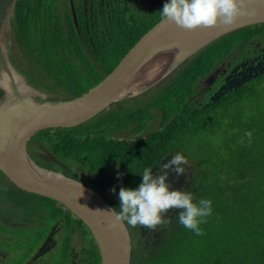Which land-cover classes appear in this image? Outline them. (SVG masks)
Returning a JSON list of instances; mask_svg holds the SVG:
<instances>
[{
  "label": "trees",
  "instance_id": "16d2710c",
  "mask_svg": "<svg viewBox=\"0 0 264 264\" xmlns=\"http://www.w3.org/2000/svg\"><path fill=\"white\" fill-rule=\"evenodd\" d=\"M54 17L60 18L52 3L19 0L12 20L24 59L27 55L35 61L38 74L48 81L47 87L53 83L66 94V98H48L50 102L72 100L99 84L160 21L159 16L138 30L120 24L111 32L106 49L89 56L72 24L67 25L70 33L66 36L61 26L54 24ZM263 26L237 30L229 42L243 36L242 46H247L257 32L255 28ZM220 42L187 60L157 91L139 100L114 103L78 127L38 134L41 141L37 143L61 165L38 155L36 164L81 183L100 168L116 164L119 181L135 189L142 182L143 168L159 166L162 156L180 153L186 157L192 171L190 192L196 200L212 201L213 213L201 225L204 234L195 235L176 216L152 250L142 245L140 252L133 250L131 264H264V86L254 84L261 81L255 80L211 105H192L188 100L198 93V81L214 71V63L230 53L219 52L226 44ZM79 62L83 67L77 65ZM81 78L95 81L83 84ZM159 92L164 94L159 96ZM154 119L161 126L145 132ZM247 131L253 134L251 143L244 135ZM116 203L114 208L119 211L120 202ZM80 226L85 227L89 242L83 239L81 263L101 264L90 230L82 221Z\"/></svg>",
  "mask_w": 264,
  "mask_h": 264
},
{
  "label": "water",
  "instance_id": "95a60500",
  "mask_svg": "<svg viewBox=\"0 0 264 264\" xmlns=\"http://www.w3.org/2000/svg\"><path fill=\"white\" fill-rule=\"evenodd\" d=\"M18 0H0V66H9L29 88L30 96L22 90L20 94L14 75L9 72L12 92L0 85L11 98L12 104L5 110L0 106V171L17 190L44 201H50L68 208L90 230L101 255V264H131L133 243L126 223L117 222L110 227L113 217L107 212L114 209L99 193L85 184L66 177L61 173L46 170L32 159L29 147L38 134L48 130L78 127L102 113L112 104L123 99L134 98L164 81L172 72L184 64L200 50L214 41L246 27L264 24V0H249L251 16L240 17L234 24L217 23L207 28L184 30L169 21L161 20L146 32L122 58L117 67L99 84L83 95L69 101H41L40 96L26 84L10 63L2 44V36L11 25ZM170 61V62H169ZM162 68L158 75L157 68ZM153 71L150 74V71ZM146 79L135 91L132 86ZM216 75L208 79L215 80ZM256 77L250 73L243 76L245 83ZM228 84L224 86L227 87ZM234 84L230 88H238ZM36 94L40 100L32 98ZM6 98V97H5ZM3 114L7 116L2 117ZM39 158L61 165L51 153H39ZM33 166L30 169L26 163ZM38 171H36V169ZM41 173V174H40Z\"/></svg>",
  "mask_w": 264,
  "mask_h": 264
},
{
  "label": "flooded vegetation",
  "instance_id": "af4514ba",
  "mask_svg": "<svg viewBox=\"0 0 264 264\" xmlns=\"http://www.w3.org/2000/svg\"><path fill=\"white\" fill-rule=\"evenodd\" d=\"M42 1L51 2L52 4L55 2L54 6L60 18L57 19L54 17V24H59L62 32L68 36L70 30L67 28V25L71 23L79 43L82 44L83 51L88 55L106 49L107 44L110 42L109 36L113 32L114 27L120 24L124 27H131L133 30L145 27L147 24L159 18V12L163 9V5L168 2V0ZM65 7L67 8L65 9ZM12 19L10 28L14 33ZM159 20L161 19L159 18ZM255 30L257 31L256 34L249 40L247 46H241L234 52L229 53L223 60L215 64L212 73L198 81L196 85L198 93L188 99L193 102L192 105H203L204 103L211 105L214 101L217 102L227 95L251 85L255 80L264 76V28H255ZM231 34L223 37L224 40L222 42L225 43ZM67 51L70 52L68 48ZM11 56H13V52ZM92 63L93 65H97L96 62ZM82 64L80 62L77 63V65L83 67ZM177 70L178 68L170 75L175 74ZM250 73L255 74L256 77L250 79L248 82L242 83L241 78L250 75ZM213 75H216L215 80L208 83V79ZM226 84L228 85L224 88ZM234 84H240L241 86L238 88H230ZM154 121L157 122L156 119ZM160 126V124H156L151 130L149 129L145 132L154 131ZM34 144L32 143L30 147ZM36 144L37 150L35 152L37 155L38 153H50L40 144ZM172 156L171 154L162 156L159 166L156 165L153 167V174L158 173L160 167L171 160ZM104 170H107V172L103 173ZM119 170L116 164L110 167H102L96 175L87 177V182L84 181L82 183L94 191L102 189L107 180H110L111 184L116 185ZM168 171L169 175L166 183L170 185V190L190 191L192 171L188 165L185 166L184 173L180 175H177L171 169ZM0 175L5 179L7 185L16 192L24 196L27 195L14 188L1 171ZM12 189L9 190V193L13 195ZM99 194L112 207L117 204L112 200L111 196ZM29 197L36 198L30 195ZM4 198H9V194H6ZM27 202L23 201V197L15 204L13 202V205L18 206V211L15 213L16 217L0 213V264H4L5 262L7 264L14 257L8 246H16L23 240H28L32 246L18 257L17 264H82V241L87 234L85 227H79V221L81 220L63 205L43 200L39 201L37 205L31 204L27 206L25 205ZM117 202L119 203V201ZM179 211V209H170L165 214L168 223L158 225L155 228H148L143 225L130 227L129 231L132 243L135 241L134 248L136 249V247L142 245L144 249L150 251L154 246H157L159 242L158 238L160 240L163 239L162 235L165 233L168 224L174 220L179 214ZM78 242L81 243L80 249H78ZM146 254L144 252V255Z\"/></svg>",
  "mask_w": 264,
  "mask_h": 264
},
{
  "label": "clouds",
  "instance_id": "9594fccd",
  "mask_svg": "<svg viewBox=\"0 0 264 264\" xmlns=\"http://www.w3.org/2000/svg\"><path fill=\"white\" fill-rule=\"evenodd\" d=\"M159 13L162 23L171 21L190 31L212 27L217 23L232 25L240 17L254 15L255 10L250 9L249 0H168ZM244 135L251 143L252 132L247 131ZM243 142L241 139L240 143ZM187 163L186 157L177 153L156 174H153L152 167L143 168L140 173L142 182L137 188H120L119 211H107L113 217L110 227H115L117 222H126L131 227L143 225L155 228L168 223L165 214L170 209H179V223L195 235L202 236L204 232L201 225L213 213L212 201L206 198L196 200L190 191L170 190V185L166 183L168 170L171 169L177 175L183 174ZM3 190L6 192L7 188ZM112 191L115 192V188Z\"/></svg>",
  "mask_w": 264,
  "mask_h": 264
},
{
  "label": "rangeland",
  "instance_id": "374dc122",
  "mask_svg": "<svg viewBox=\"0 0 264 264\" xmlns=\"http://www.w3.org/2000/svg\"><path fill=\"white\" fill-rule=\"evenodd\" d=\"M52 2H54V1H52ZM46 3H51V2H46ZM54 4H55V2H54ZM66 8L67 7H65V9ZM12 18H13V16H11V19ZM14 18H15V15H14ZM263 28H264V26H263ZM231 38L232 37H230L229 39H231ZM242 38H243V36H237L236 38L233 37V39L230 42L228 39L226 41V44H225V49L220 50L219 52H223L222 55H224L226 53V50H229L230 53L234 52L236 49H238L240 46H242V43H241ZM222 40H224V38L221 39L220 44L222 43ZM216 41H218V40H216ZM216 41H214V42H216ZM2 44L4 46V49L6 50V55L9 59L10 63L17 69L16 71L19 73V75H21L24 78V81H26V84L29 87H31L32 90H34L36 93H38L40 96L44 97V98L42 97L43 98L42 99V98H39L36 94L35 95L32 94L31 95L32 98L36 99L39 102H40V100H38V99H42L41 101H43V100L47 101L48 98L49 99L57 98V97L58 98H60V97L66 98L65 92L59 91L61 89H59V87H56L53 83L51 84V87L49 85H48V87L45 85V82L47 83L48 81L44 77H42L38 74V70L35 66V61L30 59L27 55H25V59H24V57L22 55V51L19 49V47L16 44L15 36H14V33L12 32L11 28H9L8 34L6 32L3 34ZM212 47L213 46L204 49L203 52L210 50L209 48H212ZM12 52H13V56H11ZM218 61H219V59H218ZM218 61H216V63H214V64H217ZM260 80H261L260 82H254V84L259 83L260 85L264 86V76L262 78H260ZM93 81H95L94 78H90V79L81 78L80 79V83H83V84H87V83L92 84ZM161 83L150 88L149 90L142 92L139 96H136L137 97L136 99L139 100L140 99L139 97H141L142 95H144L146 93L151 94V93L157 91L158 89H160ZM163 94H164V92H159V96H161ZM8 98H10V96L5 91H3L2 88H0V106L3 103H5ZM62 100H68V99H62ZM247 106H249V105L247 104ZM246 110L250 111V107L246 108ZM154 111H156V110H154ZM156 124L157 125L159 124V120L157 122L152 121L150 123L149 129L151 130L153 128V126ZM37 141H41L40 137H38V136L35 137L34 142H33L35 144L32 145L30 147V150H29V152L33 151L30 153V156L32 157V159L34 161L37 160V154L35 152L37 150V144H36ZM38 157H39V155H38ZM105 172H107V170L103 171V173H105ZM76 174H77V172H76ZM96 180H98V179H96ZM121 181H119V179H118L117 184L115 185V184H111L110 180H107L105 183V186L97 192L101 193L103 195L105 194V195L111 196L112 200L117 202V201H119L118 197H119L120 188L121 187H125V188L129 187L125 184L124 181L123 182H121ZM85 182H87V179L85 180ZM5 187L7 188L6 192L3 190ZM113 188H115V192L112 191ZM11 189L12 188L7 185V182L5 181V179L0 175V209H3V210H0V213L9 214V215H13L16 217L15 213H17V211H18V209H17L18 206L13 205V202L15 204L17 201H20L21 197H23V201H28L27 203H25V205H27V206H29L31 204L37 205L39 203V201H43L39 198L33 199L29 196L28 197L24 196V195L16 192L14 189H12V191H13V195H12L9 193V190H11ZM6 194H9V198H4L6 196ZM12 200H13V202H12ZM127 227H128V229H130L131 226H129L127 224ZM84 240H85V238H84ZM85 242L87 243L88 241L85 240ZM82 243H83V241H82ZM134 243H135V241H133V250L135 251V253H136V251H137V253L140 252L141 246L136 247V249H135ZM31 246H32V244L28 240H23L20 244L13 246V247L8 246L9 250L12 251L14 257L7 264H17L18 257L24 251L30 249ZM80 248H81V243L78 242V249H80ZM4 264H6V262Z\"/></svg>",
  "mask_w": 264,
  "mask_h": 264
},
{
  "label": "bare ground",
  "instance_id": "6f19581e",
  "mask_svg": "<svg viewBox=\"0 0 264 264\" xmlns=\"http://www.w3.org/2000/svg\"><path fill=\"white\" fill-rule=\"evenodd\" d=\"M3 60L5 62V64L7 65V68L4 69L0 66V85L5 88L7 91L9 92H12V81H11V78L9 76V72L11 71V73L14 75V79L16 80L17 82V88L19 89V92L20 94H22V90L28 94L30 96L31 92L29 90L28 87H26V85L24 84V82L17 76V74L14 72V70L9 66L7 60H6V57H5V51H4V54H3ZM170 62V61H169ZM164 68V67H162ZM162 68H157L156 69V74L158 75V73L160 72V70H162ZM155 71V70H152L150 71V74ZM140 83H135L133 86H132V90H136L141 84H144L143 82L146 81V79H144V77H141L140 78ZM15 100V98L13 96H11V98L7 101V103H5V110H7L9 107H7L8 105L12 104V100ZM4 116H7L6 114H3L2 117ZM26 163L29 165L30 169H33V166L31 164V162L29 160H26ZM36 169V168H35ZM36 171H38L36 169ZM41 174V173H40Z\"/></svg>",
  "mask_w": 264,
  "mask_h": 264
}]
</instances>
